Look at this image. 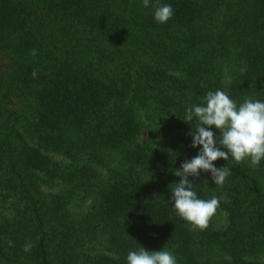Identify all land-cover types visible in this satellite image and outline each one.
<instances>
[{"label":"trees","instance_id":"trees-1","mask_svg":"<svg viewBox=\"0 0 264 264\" xmlns=\"http://www.w3.org/2000/svg\"><path fill=\"white\" fill-rule=\"evenodd\" d=\"M218 89L264 101V0H0V264H127L141 247L264 264V159H217L223 186L188 178L220 200L205 230L171 200L202 147L186 109Z\"/></svg>","mask_w":264,"mask_h":264},{"label":"clouds","instance_id":"clouds-1","mask_svg":"<svg viewBox=\"0 0 264 264\" xmlns=\"http://www.w3.org/2000/svg\"><path fill=\"white\" fill-rule=\"evenodd\" d=\"M150 0H143L147 7ZM154 19L157 23H166L173 15L170 4L154 5ZM36 49L30 50L35 56ZM246 69L241 68L243 73ZM33 78L37 70L32 72ZM205 105H194L186 109L184 122L191 124L197 120L195 130H190L192 147L201 146L196 156L182 162L174 174L180 177L177 185L171 189L173 207L180 217L190 222L193 228L205 230L211 218L220 206V200L213 196L209 200L197 198L193 190V181L188 178L199 177L201 171L211 173V178L218 186H223L231 175L230 169L217 168L213 162L219 158L228 160L229 154L240 163L250 158V166H259L264 159V101L246 98L243 103L230 99L223 90L209 91L205 96ZM208 126V127H206ZM210 126L220 131L216 136ZM223 149V150H222ZM127 264H177L176 256L169 250L148 251L144 247L130 251Z\"/></svg>","mask_w":264,"mask_h":264}]
</instances>
